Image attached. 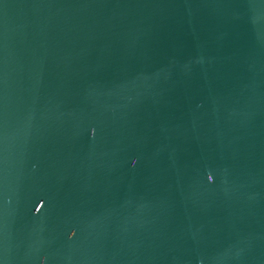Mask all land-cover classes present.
<instances>
[{
	"label": "water",
	"instance_id": "obj_1",
	"mask_svg": "<svg viewBox=\"0 0 264 264\" xmlns=\"http://www.w3.org/2000/svg\"><path fill=\"white\" fill-rule=\"evenodd\" d=\"M0 264H264V0H0Z\"/></svg>",
	"mask_w": 264,
	"mask_h": 264
}]
</instances>
